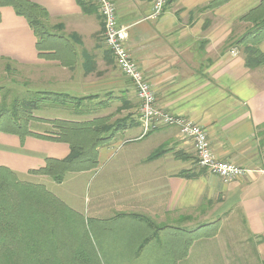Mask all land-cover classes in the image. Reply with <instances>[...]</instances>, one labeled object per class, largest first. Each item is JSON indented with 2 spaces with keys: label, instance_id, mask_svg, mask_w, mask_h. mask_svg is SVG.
I'll return each instance as SVG.
<instances>
[{
  "label": "crops",
  "instance_id": "obj_1",
  "mask_svg": "<svg viewBox=\"0 0 264 264\" xmlns=\"http://www.w3.org/2000/svg\"><path fill=\"white\" fill-rule=\"evenodd\" d=\"M26 1L46 11L57 25L56 36L39 55L26 20L11 6H0V64L30 72L26 85L32 92L90 97L56 119L124 121L130 116L134 122L98 148L95 169L69 174L58 185L72 184V210L79 215L82 203L74 202L87 189L89 246L102 263L264 262V157L256 138L264 129V67L248 68L242 48L234 45L253 28L247 16L264 14V0H168L157 19H147L152 0H111L118 24L127 28L128 53L149 81L157 106L202 126L218 160L249 170L230 183L198 168L190 142L175 128L141 136L134 120L139 105L135 90L104 47L98 13H83L75 0ZM258 47L264 55V39ZM108 93L119 104L113 111L104 98ZM93 101L104 104L91 107ZM68 153L65 143L0 134V167L19 177L48 182L50 178L28 172L43 167L47 158L63 159ZM133 214L171 228L144 245L151 231ZM236 216L241 227L231 224L222 234L223 221ZM212 219L219 220L221 232L191 244L176 263L180 242L175 229L181 237L194 224ZM141 245L145 248L139 251Z\"/></svg>",
  "mask_w": 264,
  "mask_h": 264
},
{
  "label": "trees",
  "instance_id": "obj_2",
  "mask_svg": "<svg viewBox=\"0 0 264 264\" xmlns=\"http://www.w3.org/2000/svg\"><path fill=\"white\" fill-rule=\"evenodd\" d=\"M75 2L83 13L98 12L94 0ZM0 6H11L16 15L26 20L35 35L39 55L42 56V52L49 50L47 43L56 35L46 29L44 21L49 16L44 9L26 0H0ZM212 6L211 3L206 8ZM247 17L253 20V28L242 38L234 41V45L242 48L245 65L248 68L264 67V55L258 47L264 39V14L258 12L256 16L249 14ZM108 54L110 55L109 52ZM89 98L75 99L63 93L36 91L27 99L14 100L9 108L6 106L0 109V134L15 135L21 141L30 136L50 139L65 143L69 147V153L65 158H47L43 167L29 171L28 174L46 176L60 185L68 174L91 171L98 166V148L109 143L115 133L126 128L120 122L108 124L102 118L84 122L47 120L44 122L50 124L53 131H47L45 135L31 132L28 127L30 121L36 120L32 117L33 111L39 110L43 104L76 107ZM263 135L264 129L257 132L260 150L264 146V140L259 141V138ZM262 161L264 166V160ZM15 177H17L15 173L0 167V264H103L93 245L90 247L82 244L81 236L76 234L86 230L85 227L89 223L87 220L84 221L79 214L49 193L43 185L20 182ZM9 190L16 191V196L4 195ZM130 216L144 223L151 231L144 245L165 232L167 228H171L157 225L143 215ZM175 230L176 241L180 242L181 247L179 251L177 245L175 256L177 263L186 257L191 244L195 241L213 237L216 226L201 225L189 232L183 231L181 237L178 236V229ZM60 237L63 238L62 242ZM71 242L77 244L73 248V253ZM10 245L13 247L10 248ZM142 247L143 245L139 247V251Z\"/></svg>",
  "mask_w": 264,
  "mask_h": 264
},
{
  "label": "built area",
  "instance_id": "obj_3",
  "mask_svg": "<svg viewBox=\"0 0 264 264\" xmlns=\"http://www.w3.org/2000/svg\"><path fill=\"white\" fill-rule=\"evenodd\" d=\"M104 24V43L112 54L120 72L132 83L140 107V119L147 131L167 126L177 128L183 137L191 140L196 166L224 183L244 177L249 172L230 162L218 160L210 147L205 129L186 118L172 115L160 109L155 102L154 91L143 71L130 57L127 48V28L118 24L116 8L111 0H94ZM168 0H152L147 19L160 17ZM148 131V132H149Z\"/></svg>",
  "mask_w": 264,
  "mask_h": 264
},
{
  "label": "rangeland",
  "instance_id": "obj_4",
  "mask_svg": "<svg viewBox=\"0 0 264 264\" xmlns=\"http://www.w3.org/2000/svg\"><path fill=\"white\" fill-rule=\"evenodd\" d=\"M98 15H99V13H98ZM99 18H100V21L102 23V40H103V43H104V24H103V21H102L100 15H99ZM44 22L46 24V29H47V31L49 33H51V34H56L57 33L56 32V26L57 25L54 24V21H52L50 18H48ZM104 47L107 49L105 43H104ZM107 51L109 52L108 49H107ZM110 56L113 58V56H112L111 53H110ZM114 64L116 66L115 61H114ZM116 68L118 69L117 66H116ZM30 77H31V73L25 71L24 68H22V67H13L12 65H9V67H8L6 65L4 66L3 64H0V109H2L3 107H6V106L9 108L13 104L14 100L27 99L33 93H35V92L30 91L29 88H27L28 86L26 85V84L30 83V81H31L30 80ZM131 85H132V83H131ZM132 87H133V85H132ZM154 95H155V93H154ZM112 97L113 96H112L111 93H108L107 95H104V98L106 99V102L109 103L110 107L112 105L110 111H113L119 105V104H116V103H114L112 101L113 100ZM91 98H96V97L95 96H92ZM136 98H137V96H136ZM95 100L96 101L97 100L100 101L97 98ZM155 102H156V98H155ZM88 103H90V105H92L91 107H93V106H99V104H101V105L104 104V103L94 102V101L93 102H88ZM156 105H157V103H156ZM43 106H50V107H45V109L41 107L39 110L33 111L32 117H34L36 120L35 121L34 120L33 121H30L29 124H28V127H29V129H30L31 132L39 131V130H41L43 132H47V131H50L51 132V131H53L52 126L50 124L44 122V121L54 120V119H56L58 117H61L62 115H63L62 117H66L67 114L71 113V111H72L71 109L73 107V106H69L68 105L69 107L68 108H64V110H56V109L51 108V105H49V104H43ZM76 108H78V107H76ZM105 109H104V111H105ZM65 110H67V111H65ZM162 110H164V109H162ZM108 111L109 110H107V112ZM164 111H166V110H164ZM136 114H137V116H136V119H134V120L136 121V123L138 122L140 124V127H141V136H145V135H148L149 133L153 132L154 129L152 131H149L148 130L149 132L147 131V133L144 134L146 132V129L143 127V124H142L141 119H140V107H139V105H137ZM172 115H174V114H172ZM49 116L52 119H48L47 117H49ZM68 116H67V119L71 118V117H68ZM175 116H177V115H175ZM116 117H119V116H116ZM179 117L186 118V117H183V116H179ZM102 119H105L108 124L109 123L110 124L111 123L114 124V123H117V122H121L122 121V120H120V121H118V120L113 121L114 119H110L108 117H105V118H102ZM186 119H188V118H186ZM188 120H190V119H188ZM65 121H70V120H65ZM190 121L193 122L194 124H197V123H195L192 120H190ZM133 124H134V122L132 120H130V116H128V119H125L124 121L121 122V125L124 126V127L125 126L126 127L127 126H130V125H133ZM197 125H199V124H197ZM162 127H167V126H162ZM171 128H175V127H171ZM156 129H158V128H156ZM175 129L178 131L179 135L183 139H185L186 141H189L190 142V144H191V146L193 148V145H192L191 140L186 139L185 137H183L182 134L180 133V131L177 128H175ZM206 135H207V133H206ZM263 140H264V135L259 138V141H263ZM208 141H209V139H208ZM209 144H210V142H209ZM210 147H211V145H210ZM193 151H194V148H193ZM194 155H195V152H194ZM261 155H262V157H264V147L261 149ZM195 161H196V159H195ZM71 174H73V173H71ZM15 179H17L20 182L31 183V184H35V185H37V184L43 185L45 187V189L49 193H51L56 198H58L60 201H62L71 210L73 209V205H72L73 202H72V199H71L73 186H72L71 183L68 182V183H66V184H64L62 186H58V185L54 184L50 179H48L47 180L48 182H45V183L38 182L37 178H28V177H19V176H17V177H15ZM9 191L6 192L4 195H6V196H12V197L16 196V191H13V190H11L10 192ZM86 193H87V189H85V192L83 193L80 201H78L77 199H75V202H74L75 205H77V202L78 203H80V202L82 203V206H83L82 207V210H83V212H82V214L80 216H81V218L84 221L87 218V210H86L87 194ZM67 199H70V200L67 201ZM231 220H235V221H232V223H230ZM231 220H229V221H223L224 226L222 228V234L226 235V231L227 230L230 231L231 224H236L239 227H241L239 218L237 216L234 217ZM194 225H193L192 230L195 229L198 226H201V225H209V227H210V225L216 226L215 235L213 237H215L218 233L221 232V223L219 222V220H213L212 219V220L205 221V222H202V223H197L195 226ZM179 227H181V226H179ZM85 228H86V230H84V231L81 230L80 233H77L76 232V234L79 235V236H81L80 237V240H81V243L82 244L85 243L87 246H89V243L91 244L90 234H89L88 228L87 227H85ZM71 235H72V233H71ZM213 237H210V238H213ZM59 239H60V242H62L63 238L60 237ZM203 239H207V238H202L200 240H203ZM200 240H197V241H200ZM71 245H72L71 252L73 253V248L76 247L77 244L71 242ZM12 247L13 246L10 245V248H12ZM15 247L17 248V245H15ZM248 254L250 255V261H251V250H249V253Z\"/></svg>",
  "mask_w": 264,
  "mask_h": 264
}]
</instances>
